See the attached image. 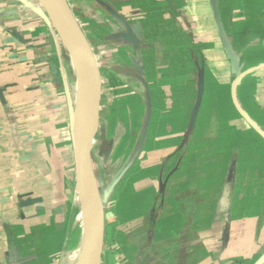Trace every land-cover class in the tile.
Masks as SVG:
<instances>
[{
	"label": "crops",
	"instance_id": "0c3cea01",
	"mask_svg": "<svg viewBox=\"0 0 264 264\" xmlns=\"http://www.w3.org/2000/svg\"><path fill=\"white\" fill-rule=\"evenodd\" d=\"M66 2L100 73L110 137L139 150L113 194L125 264L263 257L264 0ZM41 13L38 0H0V264H68L83 238L71 79Z\"/></svg>",
	"mask_w": 264,
	"mask_h": 264
},
{
	"label": "water",
	"instance_id": "95a60500",
	"mask_svg": "<svg viewBox=\"0 0 264 264\" xmlns=\"http://www.w3.org/2000/svg\"><path fill=\"white\" fill-rule=\"evenodd\" d=\"M38 2L41 4L44 12L48 14L49 18L50 15L47 7H50L54 11L60 24L66 31V36L71 46L73 47L77 60L80 63V67L82 69L81 72L84 81L83 94L85 100L83 101L84 112L79 124V131L77 135L74 134L73 138L75 184L81 201L83 223L82 246L85 242V239L87 245V258L85 264H100L104 246V215L102 211L98 208L97 203L94 201L90 188V181L92 183L90 177V151L94 132V121L98 107L100 73L97 68L91 47L82 29L75 22L74 16L71 13V10L66 0H38ZM63 6L68 9L70 17L66 16L62 12ZM45 13H41V15L48 21V18ZM216 19L219 34L222 38V41L226 44L221 23L218 18ZM61 39L64 41V44L70 51L68 44L65 41L66 38L64 39V37H61ZM227 53L232 62L233 70L235 71L236 60L234 57H232L228 47ZM203 90L204 80L203 74L202 72H200L198 74L197 95L192 113V119L196 117L200 108L203 97ZM263 263L264 256L260 259L257 264Z\"/></svg>",
	"mask_w": 264,
	"mask_h": 264
},
{
	"label": "rangeland",
	"instance_id": "374dc122",
	"mask_svg": "<svg viewBox=\"0 0 264 264\" xmlns=\"http://www.w3.org/2000/svg\"><path fill=\"white\" fill-rule=\"evenodd\" d=\"M46 16L49 21L51 37L54 40V44H56V46L59 48V51L61 52V56H62L61 58L63 59L62 62L67 70L68 73L67 79L69 77L71 79L69 87L72 90L71 101H72V110H73V104L75 102V96H76V84H77V75H76L75 66L72 62L73 60L71 58L70 51L64 44V41L61 39L59 33L55 30L53 26L54 24H52L53 22H51L48 14H46ZM74 19L77 25L81 28L75 16ZM97 108H99V110L98 112H96V117L94 121V128H93L94 132H93L91 151H90V177L95 189L97 206L104 215V237H106V239L104 238L105 239L104 252L106 254V258L109 256H111L112 258L111 260L109 259L104 260L103 264H108V263L125 264L127 263V261L125 260V254L123 250L124 247H126V245L121 240V238H123V234H125L126 232V228L124 227L123 222H125L127 218L119 219L118 217H115V212L119 210V207L115 206L116 208L114 207V210L112 209V205H114V199H115L113 194L114 191H116L118 188L123 189L125 185H129L130 182L128 180L129 173L132 169L134 170L139 169L138 165H136V167L135 165H132L134 159L139 155V150L136 147L130 153L131 146L127 148V151H125L124 148H117L116 146V144L118 143L117 140L110 137L111 131L109 132L108 125L104 124V118L108 116H107V106L103 98H102V102H101V98H98ZM105 128H107V130L104 132ZM106 151H108L109 152L108 154H110L112 157H106L104 154ZM99 157H102V160H100ZM132 158L133 161L130 162ZM161 183L165 184V181L163 180L160 182V184ZM74 188L76 194L75 203L77 205L79 219L81 220L82 223L81 201L78 195V191L76 189L75 180H74ZM105 230H106V235H105ZM82 242H83V238L79 248L74 251L73 259L70 258L71 261H69L68 264H72V261L75 259L74 257H77L78 254H80L82 248ZM118 257H120L121 259H118ZM260 259L245 260L246 261L245 263L257 264L260 261Z\"/></svg>",
	"mask_w": 264,
	"mask_h": 264
},
{
	"label": "bare ground",
	"instance_id": "6f19581e",
	"mask_svg": "<svg viewBox=\"0 0 264 264\" xmlns=\"http://www.w3.org/2000/svg\"><path fill=\"white\" fill-rule=\"evenodd\" d=\"M48 9V12H49V15H50V18L53 22V26L54 28L59 32V34L61 35V37H64V39L66 38V43L68 44L69 48H70V55H71V58H72V62L75 66V70H76V75H77V84H76V96H75V102H74V112H75V118H76V122H75V125H74V130H75V134L77 135L78 134V131H79V124H80V121H81V118H82V115H83V112H84V103L83 101L85 100L84 99V94H83V88H84V81H83V75H82V72H81V67H80V63L78 62L77 60V57L75 55V52L73 50V47L71 46L67 36H66V31L64 30V28L62 27V25L60 24L58 18L56 17L54 11L50 8V7H47ZM62 12L70 17V13L68 11V9L66 7L63 6L62 8ZM74 69V68H73ZM90 188H91V191H92V196L94 198V201L96 202V194H95V189H94V185L91 183L90 181ZM86 239H85V242L81 248V252L80 254H78L77 257H74V261H73V264H85L86 262V258H87V253H86Z\"/></svg>",
	"mask_w": 264,
	"mask_h": 264
}]
</instances>
